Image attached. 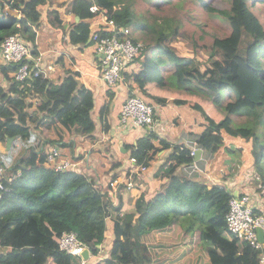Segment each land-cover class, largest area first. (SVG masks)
Listing matches in <instances>:
<instances>
[{
  "label": "trees",
  "instance_id": "16d2710c",
  "mask_svg": "<svg viewBox=\"0 0 264 264\" xmlns=\"http://www.w3.org/2000/svg\"><path fill=\"white\" fill-rule=\"evenodd\" d=\"M3 1L11 8H21L24 16L20 20L12 16L10 22H5ZM31 1L0 0V42L12 34L28 33V39L34 42L27 20L37 22L40 14L32 9ZM139 1L69 0L66 9L80 18L68 31L70 42L89 40L88 19L99 14V10L90 12L93 5L103 9L106 18L113 19L118 27L131 26L128 36L134 42L143 41L144 47L136 57L139 68L123 74L128 92L138 88L153 108L156 104L166 105L172 98L170 102L198 111L205 119L204 127L189 135L196 137V144L205 150L226 148L235 152L220 130L238 135L231 133L230 116L246 115L245 128H240L247 133L241 137L253 140L246 166L253 167L257 175L254 182L264 193V144L255 146L252 136L256 126H264V23L252 6L264 0H229V34L214 37L209 44L193 43L207 52L203 66L194 56L179 55L175 50L178 39H190L181 19L136 11ZM198 1L206 5L204 0ZM48 19L54 27L61 26L55 9L49 11ZM118 36L126 37L122 32ZM75 74L67 72L56 84L38 69V74L24 84L9 78L8 92L12 95L0 87V142L13 137L25 145L7 168L6 172L11 173L0 175L6 189L0 198V247L11 249L9 255L0 252V264H79L77 257L59 251L62 233L76 232L94 255L100 239L92 235V227L106 219L111 209L115 213L122 209V200L112 204L111 192L95 179L77 170L56 171L46 163L49 147L73 146L72 133L89 135L95 128L92 91L80 84ZM27 95L35 98V103L27 100ZM225 97L235 99L224 102ZM140 128H144L143 135L128 145L137 165L153 161L159 152L173 147L170 141L159 138L155 129ZM173 148L156 173L165 181L151 197L138 198L135 222L126 221L122 226L118 217L113 218L111 251L92 264H151L160 255L174 257L165 264H262L264 244L253 248L227 229L225 214L234 190L176 173L179 166L188 165L194 157L185 144ZM221 174L220 181H225L227 173ZM137 176V172L132 173L133 179ZM143 235L147 244L141 240Z\"/></svg>",
  "mask_w": 264,
  "mask_h": 264
},
{
  "label": "crops",
  "instance_id": "0c3cea01",
  "mask_svg": "<svg viewBox=\"0 0 264 264\" xmlns=\"http://www.w3.org/2000/svg\"><path fill=\"white\" fill-rule=\"evenodd\" d=\"M68 2L69 0H32L30 6L40 14L37 22L33 23L27 20V25L34 35V42L28 39L31 33L25 34V37L21 35L19 38L31 47L32 62L37 64L50 82L58 84L62 82L67 72H76L74 76L78 82L88 87L93 94L94 105L91 114L95 122V128L89 135L72 133L70 137L74 140V145L60 147L65 158L75 161V170L95 179L104 190L111 192L109 197L112 204L116 205L122 200L120 211L115 213L111 209L106 219L92 227V235L100 239V243L97 245V253L92 255L90 250L87 259L88 263L86 264H92L109 255L111 251L113 218L118 217L122 226L126 221L135 222L138 215L136 208L138 198L141 195L149 198L159 189L161 183L166 179L160 175L156 176V173L160 172L159 168L171 152L175 150L173 147L185 144L188 139L196 138L189 135V132L199 133L204 127L205 120H196V111L186 105H176L173 102L166 105L156 104L154 107L155 132L159 138H164L173 143V147L159 152L153 161L146 162V170L135 169L130 161L128 145L134 144L145 131L144 128L132 124L123 125L120 123L121 105L130 94L125 75L123 80L114 86L105 85L100 79V56L98 52L96 53L94 44L90 40H87L86 43L73 44V42H70L68 31L73 29L72 27L79 22L80 18L66 9ZM53 9L58 12L61 26L54 27L49 22L48 13ZM98 12L99 14L88 19L90 22V35L93 31L105 27L102 18L105 14L102 15L100 10ZM5 13V22H10L12 16L17 20L24 16L23 10L16 7ZM9 67L0 56V87L5 93L12 95L8 92L11 79H13L12 70ZM138 68L139 62L135 60L126 72ZM138 90L135 87V91L138 92ZM29 97L31 96L27 95V100H33L32 102L35 103L36 99ZM36 142H38V137L34 139V143ZM6 147V141L5 143L0 142V175L6 173V176H8L11 172H6L7 168L18 159L25 145L21 140L12 137L9 149ZM215 157V152L204 149L200 158L196 160L197 165L201 168L199 172L189 175L185 170L186 165H181L177 168L176 173L201 182H221L223 183L220 184L221 186L225 185L227 188H232L237 193H247L250 195L256 211H264V193L258 189V185L254 184V180L245 182L243 179L231 178L230 180L220 181L223 171H221L219 165H214ZM130 168L135 169L134 171L138 175L134 179L133 188L125 190L119 187L118 194L114 196L112 190L107 186L109 178L112 176L118 177L119 182L123 183ZM216 171L219 172V177L216 175ZM241 182L244 183L243 186L240 185ZM141 240L147 244L145 235L141 237ZM3 251L9 255L11 249L0 247V252ZM169 257L160 255V257L154 258L151 264L169 263L174 259V257L171 259Z\"/></svg>",
  "mask_w": 264,
  "mask_h": 264
},
{
  "label": "built area",
  "instance_id": "2783aa9c",
  "mask_svg": "<svg viewBox=\"0 0 264 264\" xmlns=\"http://www.w3.org/2000/svg\"><path fill=\"white\" fill-rule=\"evenodd\" d=\"M9 4L3 1L2 9L10 10ZM100 10L104 14L103 9L93 5L90 12ZM105 27L97 29L90 35V41L94 44L96 53L98 52L100 79L107 86H114L124 78V73L131 63L136 60L140 52L143 51L144 44L142 42H134L130 36L129 26H121L115 23L113 19L102 16ZM106 31L108 34L103 35L101 32ZM122 32L126 37H119L118 33ZM31 47L21 38L12 34L5 37L0 42V56L5 64L12 66V77L19 83H27L32 79L33 75L38 74V66L31 60ZM137 91L130 93L121 105L119 112V120L123 125L132 124L137 127H148L154 129L155 126V111L151 104L136 94ZM195 139H188L185 144L189 146L191 155L199 148L204 152V148L196 144ZM131 163L135 169L140 171L146 170V164L137 165L134 157H130ZM197 161H192L185 166L186 172L191 175L199 172L201 168L197 165ZM46 163L56 171L75 170L76 163L68 158H65L59 147L51 146L47 149ZM135 169H131L127 175V180L120 183L118 179H111L108 182L114 196L118 194L119 187L130 190L134 186L132 173ZM121 184V186H118ZM5 189L4 184L0 181V198ZM228 231L235 235L240 240L250 243L253 248H260L263 243L258 238L257 228H262L264 231V211H256L251 197L247 193L238 194L237 197H232L229 201L228 210L225 214ZM60 252L75 256L79 259V264H86L82 253L85 249L90 251L89 247L83 243L76 232H63L58 241ZM264 262V257H262Z\"/></svg>",
  "mask_w": 264,
  "mask_h": 264
},
{
  "label": "rangeland",
  "instance_id": "374dc122",
  "mask_svg": "<svg viewBox=\"0 0 264 264\" xmlns=\"http://www.w3.org/2000/svg\"><path fill=\"white\" fill-rule=\"evenodd\" d=\"M206 5L198 0H155L153 2L139 1L135 9L136 11L145 12L146 10L151 12L153 16L162 18V17H179L182 21V28L189 34L190 39L180 38L174 42L177 53L183 56H194L196 59L200 60L201 65L206 62L207 52L199 48H195L193 43L197 42L199 45L209 44L214 37H224L229 34L230 27L227 20V11L229 9V0H204ZM253 12L258 16L261 22L264 23V3H255L252 6ZM130 31L132 27L130 26ZM139 33H136V36ZM140 40V39H139ZM141 42V40L139 41ZM143 42V41H142ZM144 43V42H143ZM157 88L164 89L165 87L155 86ZM140 96L139 91L136 93ZM168 99V103H171ZM235 97L224 98V102L228 100H233ZM192 109V108H191ZM194 110V109H192ZM196 111V110H194ZM225 114V112L223 111ZM231 122L229 123V128L232 130V134L238 135H229L223 129L220 130L221 135L223 136L225 143L230 145L235 149V152L227 151L226 148L218 149L216 157L214 159V165H219L221 171L226 172V179L230 180L238 179L245 182H251L256 180L257 175L254 173L253 167L246 166L249 161L246 160L247 155H249V150L252 147V139H244L246 135V129H242V126L248 120L246 115L238 114L231 115ZM196 120H205L197 111ZM200 126V124H199ZM200 129V128H199ZM241 134V135H239ZM254 137L255 146L261 147L264 144V126L258 125L255 128V132L252 135ZM251 137V138H253ZM239 149H243L240 152ZM213 152V150H212ZM247 154V155H246ZM221 163V164H220ZM246 166V167H245ZM264 166V164H263ZM216 175L219 177V172L216 171ZM223 177L221 174L220 178ZM111 179H118V177H113ZM110 179V180H111ZM127 177L125 180L126 181ZM219 185L223 184L221 182ZM243 182L240 185L243 186ZM255 184V183H254ZM258 185V184H256ZM121 186V184H118ZM264 244V242H263ZM90 249V248H89ZM90 254V251H89Z\"/></svg>",
  "mask_w": 264,
  "mask_h": 264
},
{
  "label": "water",
  "instance_id": "95a60500",
  "mask_svg": "<svg viewBox=\"0 0 264 264\" xmlns=\"http://www.w3.org/2000/svg\"><path fill=\"white\" fill-rule=\"evenodd\" d=\"M16 36H18V34H16ZM89 40H90V39H89ZM89 40H88V41H89ZM11 141H12V137H8V138L6 139V146H7L6 148L10 147ZM8 149H9V148H8ZM200 156H201V149L198 148V149L195 151L194 155H193V157H194V161H195V160H198V159L200 158ZM233 194H234L235 197H237L239 193H237V191H234ZM257 233H258V238H259V240L263 243V242H264V231H263V229L260 228V227L257 228ZM82 257H83V259H85V260L88 259V257H89V251H88V249H85V250L83 251V253H82Z\"/></svg>",
  "mask_w": 264,
  "mask_h": 264
},
{
  "label": "clouds",
  "instance_id": "9594fccd",
  "mask_svg": "<svg viewBox=\"0 0 264 264\" xmlns=\"http://www.w3.org/2000/svg\"><path fill=\"white\" fill-rule=\"evenodd\" d=\"M131 32V31H130ZM19 37V36H18ZM192 138H194V137H192ZM195 140H196V138H195ZM186 145V144H185ZM201 153H202V151H201ZM196 161V160H195ZM87 261V260H86Z\"/></svg>",
  "mask_w": 264,
  "mask_h": 264
}]
</instances>
